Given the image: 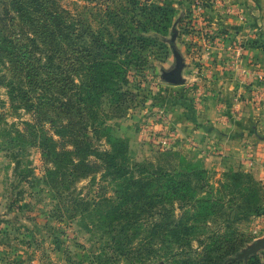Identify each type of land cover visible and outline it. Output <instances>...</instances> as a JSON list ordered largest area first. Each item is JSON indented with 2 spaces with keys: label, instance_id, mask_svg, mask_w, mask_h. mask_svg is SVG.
I'll return each instance as SVG.
<instances>
[{
  "label": "rangeland",
  "instance_id": "rangeland-1",
  "mask_svg": "<svg viewBox=\"0 0 264 264\" xmlns=\"http://www.w3.org/2000/svg\"><path fill=\"white\" fill-rule=\"evenodd\" d=\"M10 3V0H0V18L4 20L0 22V41L3 42L0 45V264H183L186 260L199 261L203 249L197 239L204 235L196 231L184 247L180 242L183 239L169 235L164 242L159 237L150 242V249L156 250L155 256L148 257L144 249L142 260L138 256L132 260L120 256L129 240L130 248L137 250L150 239L153 218L142 221L138 235L129 231L128 241L116 223H108L106 216L126 199L127 186L123 180L108 174L105 168L100 167L91 177L72 186L64 200L55 199V193L47 185L46 168L50 165L44 161L39 146L42 138L54 132L50 101L44 95L43 82L30 88L27 84L30 80L14 76L8 57L11 47L4 40H11L14 48L29 46L26 52L33 51L32 54L44 63H47L48 52L41 43L38 46L42 52L32 50L34 45L28 39L34 38L31 28L19 25L22 23L19 19L15 27L10 16L5 15ZM215 4V0H55L54 6L49 3L50 10L60 11L70 25L66 46L71 45L73 49H67L59 59L66 65L70 57L72 67L69 69L73 75V69H77L78 74L74 75L76 91L70 92L82 99L88 95L92 97L85 103L92 148L110 149L109 138H117L125 143L128 164L134 168L149 164L169 170L192 167L205 170V183L202 184L207 186L200 188L197 177L192 185L203 196L211 187L214 192L222 188L224 173L243 169L234 167L229 161L230 166L220 164V160L228 158L234 150L241 153V147L237 146L240 140H232L241 133L229 126L243 127L253 137L256 132L264 136V121H260L262 113H259L264 98L241 94L232 98V105L227 90L230 79L219 81L227 74L232 78V72H241L247 51H264V47L258 46L256 40L232 41L229 33L214 29L210 14ZM158 7L165 10L168 22H160L162 13L155 11ZM150 14L156 15L154 21H147ZM143 27L146 30L141 33L151 39V43L141 55L136 50L127 57V49L123 50L122 44L114 58L117 68L114 66L110 72L107 66L91 68L93 58L88 54L94 53L95 48L90 30L99 31L94 38L109 42L111 36L119 45L121 38L133 39ZM173 45L186 62L185 83L178 86L162 78L163 72L175 65ZM213 45L221 47L218 49L221 53L215 49V58H212ZM219 57L222 59L218 62ZM250 58L252 62L249 60L247 69L252 68L251 71L257 73L255 61L259 58L256 55ZM79 61L88 62L79 66ZM120 62L131 64H123L120 68ZM88 65L90 70L82 69ZM114 70L124 72L120 79L114 77ZM54 71L45 66L40 74L46 78L48 73L56 74ZM98 73H104L100 75L103 77L97 80L98 87L91 89ZM23 74L25 76L28 71ZM254 85L252 82L249 87L254 88ZM221 86L225 96L216 93ZM124 94H128L127 98ZM29 100L35 104L33 110L27 106ZM246 103L253 105L251 110L254 108L251 125H245V112L238 108ZM40 104L48 114L37 112ZM107 128L112 130L107 131ZM166 151L172 153L166 156ZM251 152L245 151L241 158L246 169L256 167L252 164ZM90 160L97 161V158L91 156ZM247 170L242 171L250 173ZM140 176V172L135 173L136 178ZM230 199L226 197V204ZM175 208L176 222L183 220L198 226L195 211L185 213ZM239 226L247 243L232 258L264 237V216L253 217ZM224 228L227 227L223 226L219 232L228 233ZM186 252L188 255L184 254ZM256 256L264 262V249Z\"/></svg>",
  "mask_w": 264,
  "mask_h": 264
},
{
  "label": "trees",
  "instance_id": "trees-1",
  "mask_svg": "<svg viewBox=\"0 0 264 264\" xmlns=\"http://www.w3.org/2000/svg\"><path fill=\"white\" fill-rule=\"evenodd\" d=\"M10 2V5L5 9V15L10 16L15 27L18 24L16 20L19 19L22 22L19 25L31 28L34 38L28 39L34 45L32 48L34 52H42L38 43H41L40 45L44 46L48 52L47 63H44L41 59H37L35 54H32L33 51L26 52L29 46L14 48V43L11 40L8 38L4 40L11 47L8 57L15 71L14 76L17 74L16 78L21 76L22 79L30 80L27 82L30 88H36L37 82H43L44 95L50 101L48 104L49 113L53 114L51 122L54 132L51 136L42 138L39 146L44 161L50 165L46 168L47 185L55 193V199L64 200L72 186L81 179L91 177L100 167L105 168L108 174L123 180L122 183L127 186V190H124L126 199L121 206L106 216L108 223H116L121 235L125 234L126 241H128L129 231L134 232L135 236L138 235L142 230V221L153 218L150 223L152 226L149 230L150 239L137 250L130 248L129 240L128 244L126 243L120 251V256L126 260H132L137 256L142 260L143 249L148 257L153 254L155 256L156 250L150 249V242L156 237L164 242L169 235H175L178 239H183L180 242H183L181 247H184L185 243L191 242L189 236L193 235L195 231L201 233L200 236L204 235L197 239L200 240L199 243L203 249V252L199 253L201 259L199 261L186 260L183 264H225L236 255L247 243L245 242L246 238H243L244 234L239 230V224L248 222L253 217L264 216V184L253 177L251 173H244L242 170L227 172L222 175V188H218L214 192L211 187V190L204 193L206 196H203L192 185L197 177L199 180L197 184L200 188L207 186V184H202L205 183V170H199L196 167L169 170L164 166L155 168L154 165L149 164L136 165L134 168L132 164L131 166L128 164L130 160L125 143L122 139L117 138H109L110 149L92 148L86 117L88 112L85 110V103L92 97L88 95L82 99V97L73 94L76 91L74 75L78 74L77 69L76 67V70L73 69L75 73L73 75L71 68L69 69L72 67L69 63L70 57H68L66 65V62L63 63L59 60L61 56L65 55L67 49H73L71 45L66 46L70 37V25H67V20L63 18L60 11L50 10L49 3L54 6L55 0H10ZM155 11L162 13L160 22L169 21L164 15L165 10L161 7L156 8ZM155 17V14H150L147 21H154ZM3 21V18H0V22ZM25 27H21V29H25ZM144 30H146L145 27L140 30V33H135L133 39L121 38L119 45L111 36L109 42L100 37L94 38L96 34L99 35V31L94 33L90 30V35L93 37L92 45L95 48L94 53L89 52L88 54L90 58H93L92 62L89 60L91 68L107 66L109 72L114 66L117 68L114 58L118 56L117 53H119L122 44L124 45L123 50L127 49V57H130L136 50H139L141 55L148 49V43H151V39L145 38L141 33ZM23 31L28 33L26 29ZM0 42L1 45L3 42ZM117 46H119L118 49ZM23 50L25 52L20 54ZM101 57H108V59L105 60ZM87 62L79 61L78 65L83 66ZM126 63L131 64V62H120L118 65L123 68V64ZM45 66L55 69L56 74L48 73L46 78H42L40 70ZM84 68L90 70L89 65L82 69ZM26 71L28 74L24 76L23 73ZM114 72L116 79H120L121 74H124V72L120 73L115 70ZM103 74L98 73L96 78H93L91 89L98 87L97 80L103 77L100 76ZM34 84L36 87H33ZM89 84L91 85V83ZM86 86L88 87V85ZM127 96L128 94L123 95L124 98ZM30 101L27 106L33 110L35 104H31ZM41 106L42 104L39 109ZM39 109L37 112L46 113L42 108ZM109 130L112 129L107 128V131ZM165 153L166 156H169L172 152L166 151ZM91 156H95L97 161L90 160ZM100 162L102 164H99ZM136 172H140L139 178L135 177ZM228 196L231 199L227 200L229 204H226L225 199ZM175 207L185 213L195 211L198 221L195 223H198V226L185 223L183 220L176 222L174 220ZM199 218L203 220L201 221ZM220 220L222 223H219ZM148 226L149 224L146 225V227ZM223 226L227 227V231L225 228L224 231H229L228 233L219 232ZM216 227H219L218 230ZM184 254L188 255L187 252ZM227 264H264V262L259 256L253 255L249 257L248 261L241 259L230 261Z\"/></svg>",
  "mask_w": 264,
  "mask_h": 264
},
{
  "label": "crops",
  "instance_id": "crops-1",
  "mask_svg": "<svg viewBox=\"0 0 264 264\" xmlns=\"http://www.w3.org/2000/svg\"><path fill=\"white\" fill-rule=\"evenodd\" d=\"M215 1V7L212 8V13L210 14V20L212 19V25L214 29L224 32L225 34L229 33L230 36H228V38L230 37L232 41L242 42L241 40H256L258 46L264 47V0H224V2H220L218 0ZM239 16L240 18H245V20L243 21L239 18ZM218 47L219 46L213 45L212 58H215V52L221 53V51L218 50L221 47ZM216 48L217 50L215 51ZM254 55L259 58V60L255 61V65L259 69L257 73L251 71L252 68L247 69L249 63L252 62L250 57ZM222 57H219L218 62L220 59H222ZM243 65L244 67L241 69V72H232V78H228L229 76L227 74V76L225 75L224 78L219 80L224 82L225 80L230 79V83H228L227 87L230 101L232 102V98H237L241 94H243L244 97H246L248 94L250 97L253 95H258L259 97L262 96V98H264V51L259 49L255 50L254 52L247 51L244 56ZM240 82L245 84L241 83V85ZM252 82L255 84L254 88L249 87L250 83ZM222 88L223 87L221 86V88H219L218 92L216 91V93H220L222 96H225V89ZM252 106V104L248 105L247 103L244 104V106H238V108H242V111L245 112V125L252 124L253 114L251 113L254 109H250ZM260 109L261 110H259V113H262L260 121L263 122L264 104H262ZM229 127L232 130L236 129L237 133H241V136H233L232 139L240 140L237 143V146L241 147V150H239L241 153L238 154V151L234 150L232 155H229L228 158L220 160V164L223 166H230L231 164H228L229 161L232 163V165H234V167L238 166V168H243L245 170L248 169L247 171H249L253 176H255L257 180L264 184V136H261L259 132H256L255 137H253L252 135H249V133L245 132L246 130L243 127L241 128L238 125H232ZM245 151H252L250 154L254 158V162H252V164H256L255 168L252 169L249 167L246 169V163L244 162V159H241L244 157L243 153H245Z\"/></svg>",
  "mask_w": 264,
  "mask_h": 264
},
{
  "label": "water",
  "instance_id": "water-1",
  "mask_svg": "<svg viewBox=\"0 0 264 264\" xmlns=\"http://www.w3.org/2000/svg\"><path fill=\"white\" fill-rule=\"evenodd\" d=\"M173 52L175 57V65L169 71H164L162 74V78L165 82L171 85H183L185 83V79L183 77V71L186 67V62L180 52L173 45ZM264 249V237L262 239L257 240L252 246H249L248 249L243 250L236 258H231L225 264L230 261H236L245 259L248 260L250 256L257 255L260 250Z\"/></svg>",
  "mask_w": 264,
  "mask_h": 264
}]
</instances>
